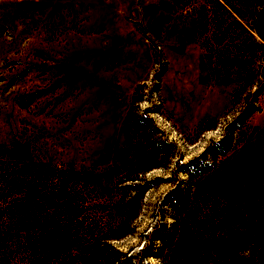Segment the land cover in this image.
Wrapping results in <instances>:
<instances>
[{
    "label": "rangeland",
    "instance_id": "374dc122",
    "mask_svg": "<svg viewBox=\"0 0 264 264\" xmlns=\"http://www.w3.org/2000/svg\"><path fill=\"white\" fill-rule=\"evenodd\" d=\"M0 264H264V0H0Z\"/></svg>",
    "mask_w": 264,
    "mask_h": 264
}]
</instances>
